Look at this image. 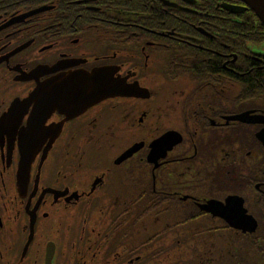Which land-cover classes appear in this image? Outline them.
<instances>
[{"label": "flooded vegetation", "instance_id": "1", "mask_svg": "<svg viewBox=\"0 0 264 264\" xmlns=\"http://www.w3.org/2000/svg\"><path fill=\"white\" fill-rule=\"evenodd\" d=\"M6 1L0 0V264H47L49 250L52 264H135L147 248L109 244L129 228L115 227L124 218L112 224L105 211L156 198L180 204L164 213L187 220L180 234L214 236L200 248L229 235L235 249L225 264H264V53L251 48L264 40H245L237 51L236 16L245 11L224 8L243 4ZM156 3L166 14L172 9L171 23H153ZM247 60L255 66L246 67ZM108 67L130 95L83 101V76ZM190 75L201 76L199 87ZM237 76L256 84L241 85ZM160 89L167 91L163 99ZM67 94L71 100L62 102ZM107 113L116 114L115 122L106 121ZM243 114L244 121L233 119ZM126 131L131 137L116 144V134ZM167 132L173 134L165 142ZM105 145L121 148L102 158ZM210 199L242 203V216L254 220L246 224L255 226L232 228L201 211L198 204ZM77 208L84 216H75ZM203 220L212 225L201 226ZM195 222L200 227L186 229Z\"/></svg>", "mask_w": 264, "mask_h": 264}, {"label": "trees", "instance_id": "2", "mask_svg": "<svg viewBox=\"0 0 264 264\" xmlns=\"http://www.w3.org/2000/svg\"><path fill=\"white\" fill-rule=\"evenodd\" d=\"M13 1L14 0H9L6 1V3H12ZM38 2L44 1L21 0V3L26 5ZM125 5L136 7L137 4L135 1L130 0L126 2ZM154 5L156 8L153 10V23L157 24L161 20L171 23V15L169 13L172 11V9H169L168 13L166 14L164 12V9L167 10L166 6L161 3H156ZM139 7L143 13H146L149 10L148 8H143L142 6ZM144 18L145 20H150V17L148 16ZM236 18L240 20V22L235 24L236 33L234 34L237 51L244 49L245 40H264V29L251 11L247 10L242 14L237 15ZM178 47L182 46L178 45ZM252 62V60H247L246 67L255 66V64H252ZM195 68L199 69L200 66L196 64ZM190 76L193 79H196V85L199 87L198 82L201 80V76ZM250 77L248 76L247 80V76H237V83L241 85L246 84V87L256 84L254 83L255 81H253L255 79L252 77L251 79ZM256 78L260 79L261 77L257 76ZM179 205L180 204H175V206L178 207H175L174 205L169 207L166 202L158 200L157 198L153 202L137 203L136 206L132 202L122 205L123 212L126 214L123 222L126 225L128 224V217L131 215V213L134 214L135 211L133 225L131 226H133L132 228H137V231H135L136 237L139 239L137 243L150 244L144 251L143 256L137 259L135 264H225L224 260L228 262V251L235 249V247L230 242V236L224 235V237H217V240L214 242H208L209 244L206 247L200 248V246L203 245L201 241L204 239H210L212 235H202L198 234V232H193L192 230H190V232L186 235L180 234L179 228H182L184 221L187 220L181 219L180 217L169 218L164 215V213L179 211ZM187 210L191 211L193 209L188 206ZM115 222L116 220H112V224ZM210 225H212L211 221L203 220L201 226L206 227ZM198 227H200V225L191 226L190 228ZM170 228L172 229V234H169L168 232V229ZM212 237L214 238V236ZM215 252L217 254H215ZM134 254L136 255L137 253L134 252ZM139 254L141 253L139 252ZM139 254L137 255L139 256ZM215 255L219 261L214 260ZM142 260L149 261L142 262Z\"/></svg>", "mask_w": 264, "mask_h": 264}, {"label": "water", "instance_id": "3", "mask_svg": "<svg viewBox=\"0 0 264 264\" xmlns=\"http://www.w3.org/2000/svg\"><path fill=\"white\" fill-rule=\"evenodd\" d=\"M241 1L245 3L246 7H241L237 5H226L224 6V8L234 13L241 12L247 8H250L264 26V0H241ZM38 10L40 9L35 10V12ZM115 71H116L115 68L108 67L103 70V74H97L96 72H93V73L84 75L83 76L84 79L81 82L82 84H79L81 85V88L79 89L80 98H85V100L83 101H86L87 98H89L93 100L92 102H95L97 100L117 96L119 94L130 95V93H123L125 90V86H124L125 84L122 79L116 78L113 76ZM77 78H79V76H77ZM50 83L52 84V88H50L49 91L56 93L58 90L57 86L54 87L56 82L52 81ZM70 83L71 82H69V84ZM69 88H71V86L65 87V90ZM38 91L36 90V93ZM81 91H82V95H81ZM141 91H144V90H141ZM84 94L85 96L83 97ZM67 95H68L67 99H62V97H60V100L62 102H67L68 100H71L70 98L71 94H67ZM88 104L90 103L87 102L85 105H88ZM233 119L244 121L245 115L244 114L237 115V116H234ZM170 134H173V133L167 132L165 135H163L165 136V142L169 139ZM179 140H180V137L177 138L175 142H178ZM133 150H134L133 148L130 149V153ZM198 206L203 211L209 212L214 216L221 217L232 227H235V228H245L246 227V226L244 227V224H245L244 216L242 217L243 209L237 208L236 204L234 203V201H232V199H227L224 204L212 199V200H208L207 202L203 204H198ZM251 226L252 227L255 226L254 223H252ZM47 264H50L49 258H48Z\"/></svg>", "mask_w": 264, "mask_h": 264}, {"label": "rangeland", "instance_id": "4", "mask_svg": "<svg viewBox=\"0 0 264 264\" xmlns=\"http://www.w3.org/2000/svg\"><path fill=\"white\" fill-rule=\"evenodd\" d=\"M91 46H86V49L83 48V50L85 52H88L87 49H90ZM251 48L254 49V50H257L259 52H263L264 53V42H259V43H256V44H252L251 45ZM153 58V56H152ZM183 84H185V82L183 81ZM179 91H175L176 93V96L174 98H178L179 96ZM159 93H162V96L159 97L160 99H163L166 95H167V91L165 89H160ZM172 93V92H171ZM8 94V91H6L5 93H3L1 95V97H4L5 95ZM157 99V98H156ZM105 114V113H104ZM107 119L106 121L107 122H115L116 120V114L115 113H107ZM173 124H176L173 122ZM133 134L132 131H126L123 135L121 134H116V136L114 137V141L116 144L118 145H123V143L126 141L127 138H130L131 135ZM121 147L120 146H117L116 148H113V149H109L106 147L103 148L105 151L104 153L106 155L104 156H101L102 158H109V156H112L115 152H117ZM104 164L106 165L107 164V161L104 162ZM126 195V194H124ZM108 204V203H107ZM106 204V205H107ZM106 217L107 220H115L117 219L119 216H122V218L126 217V214H124L123 212V208H121L120 210H114V209H110V208H106ZM84 216L83 215V210L82 208H77L76 209V213H75V216ZM134 217H135V211H134V214L131 213V215L128 217V224L126 225L124 222H122V224H117L115 227H128L129 230L128 231H125L123 229H120V234L118 235H115L111 241L109 242V244H116L114 247L117 248V249H122L125 247L126 244H130L128 247L129 250H132V251H138V250H142L144 248H147L148 246L147 245H143V244H137L135 241L136 240H139L136 236H134L133 234V220H134ZM90 222L89 218L87 219V224ZM85 227L87 228L88 226L85 225ZM186 229H187V226H186ZM59 259V258H58ZM58 261V260H57ZM102 261V260H100ZM144 261V260H142ZM55 264H58V262H56ZM66 264V263H65Z\"/></svg>", "mask_w": 264, "mask_h": 264}]
</instances>
